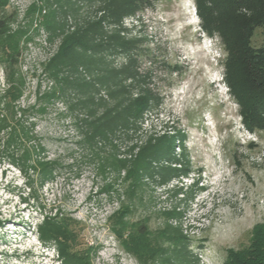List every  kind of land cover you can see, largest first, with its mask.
<instances>
[{"label":"rangeland","instance_id":"1","mask_svg":"<svg viewBox=\"0 0 264 264\" xmlns=\"http://www.w3.org/2000/svg\"><path fill=\"white\" fill-rule=\"evenodd\" d=\"M64 1L9 0L0 7V15L12 16L11 28L23 27L31 38L21 57L26 83L16 104V110H30L25 122L30 138L22 139L20 130L14 139L10 130L0 134V264H71L55 239L45 241L39 230L45 216L56 214L75 220L76 247L89 250L90 264H143L113 228L124 206L130 223H147L153 234L172 229L189 239L195 264H224L228 250L247 245L253 227L264 222V130L251 131L242 120L226 81L228 52L221 36L203 28L196 0H144L118 22L107 16L109 0ZM51 10L61 28L57 34L45 24ZM99 19L102 51L89 55L104 57L106 65L53 69L54 76L48 67L63 38ZM114 37L133 40L135 48L130 54L113 52L107 46ZM253 43L264 44V27L256 29ZM124 67L135 74L123 75L117 87L126 86L132 98L150 90L159 102L128 126L88 138L92 127L86 120L99 118L121 97H112L116 85L101 79L109 68ZM67 76L95 88L83 91ZM6 88L0 66V101ZM163 135L172 136V151L152 158L151 171L132 184L119 160L130 163ZM26 148L30 165L58 160L53 178L20 170L13 160L26 158Z\"/></svg>","mask_w":264,"mask_h":264},{"label":"trees","instance_id":"2","mask_svg":"<svg viewBox=\"0 0 264 264\" xmlns=\"http://www.w3.org/2000/svg\"><path fill=\"white\" fill-rule=\"evenodd\" d=\"M61 1L63 0H47L50 4ZM71 1L65 0L64 2L71 3ZM8 3L9 0H0V7L5 8ZM143 4L144 0H109L105 8L108 12L107 16L118 22L125 15L141 9ZM196 8L203 28L211 36H214L217 31L228 52L226 81L240 104L242 120L251 131L264 130V44L255 46L253 43L256 29L264 27V0H196ZM36 9H38L37 6L33 10ZM11 20V15H0V66L7 84L2 95L4 98L2 97L0 101V104L6 108L0 110V134L10 130L13 133L10 132L12 135L10 139H14V133L20 130L24 133L23 137L20 135L23 139L24 137L30 138L25 132V122L28 121L26 118L30 110H16V104L24 93L26 83L21 71V57L26 42L31 38L23 27L13 30L10 26ZM102 22V19L90 22L86 27L69 33L63 38L57 54L48 67L54 76H57L55 71L59 72L64 68L74 69L82 64L94 70L95 68H92L90 64L105 63L104 57L89 55L91 51H102L103 44L97 41L103 34ZM57 23L56 13L51 10L45 18V24L53 34H57L61 29ZM109 41L107 48L113 49V52L130 54L136 45L133 40H124L120 37L111 38ZM107 73L101 81L106 85H116L110 94L115 98L121 97L99 118L86 120V123L92 127V131L88 132V138H95L98 135L106 137L110 130L121 125L128 126L130 119L140 116L143 110L151 105V102H159L157 96L150 90H145L136 98H132L127 96L126 86L117 87L123 75L135 74L129 68L124 67L120 70L109 68ZM66 81L70 85L75 83L74 86L90 93L91 89L95 88L93 82L74 81L70 76H67ZM173 143L172 136L163 135L147 143L137 158L130 163L119 160V166L128 167L127 177L131 179L132 184H138L141 172L151 171L150 160L169 155L173 149ZM10 144L6 147H10ZM36 147L44 150L39 142ZM30 152L26 148L23 154L27 158ZM26 158L21 156L19 160H13V162L19 165L20 170L25 173L28 169L40 171L43 180L54 177V170L59 165L58 160L39 159L30 165ZM168 171L171 174L179 172L177 169ZM127 211L124 206L114 215L113 228L121 239L122 245L133 252L143 264H155L156 261H159V264L196 263L197 260L189 247V239L180 232L165 229L153 234L147 223L127 221L125 219ZM74 221L69 216L60 218L58 214L53 217L45 216L44 223L39 225V230L45 241L55 239L64 261L71 264H90L89 250L76 247L77 235L71 228ZM128 229L131 232L125 235ZM166 243L169 244L165 246ZM224 264H264V222L257 223L253 227L251 239L247 245L228 250Z\"/></svg>","mask_w":264,"mask_h":264},{"label":"built area","instance_id":"3","mask_svg":"<svg viewBox=\"0 0 264 264\" xmlns=\"http://www.w3.org/2000/svg\"><path fill=\"white\" fill-rule=\"evenodd\" d=\"M177 148H178V151L181 153V152H183V151H182V148L184 149V146L182 145L181 142H179ZM179 164H181V163H179Z\"/></svg>","mask_w":264,"mask_h":264},{"label":"bare ground","instance_id":"4","mask_svg":"<svg viewBox=\"0 0 264 264\" xmlns=\"http://www.w3.org/2000/svg\"><path fill=\"white\" fill-rule=\"evenodd\" d=\"M26 226L28 227V223L26 224Z\"/></svg>","mask_w":264,"mask_h":264}]
</instances>
